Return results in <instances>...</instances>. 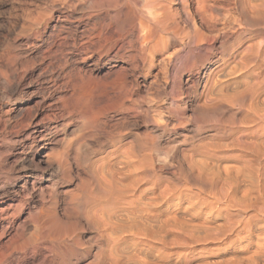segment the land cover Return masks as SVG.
<instances>
[{
    "label": "bare ground",
    "instance_id": "6f19581e",
    "mask_svg": "<svg viewBox=\"0 0 264 264\" xmlns=\"http://www.w3.org/2000/svg\"><path fill=\"white\" fill-rule=\"evenodd\" d=\"M92 2L96 6L113 9L106 10L104 17L96 20L99 26L96 22L91 26L89 22L83 24L79 36L70 34L72 31L63 35L65 27L54 25L55 29L51 28L53 31L47 38V53L51 55L59 51L65 67L73 61L72 51L66 50L67 46H72L71 49L77 50L84 59L94 54L98 55L99 62L107 58L109 67L101 73L85 61L83 66L79 63L72 65L68 73L58 70L53 81V86L58 88L55 89L57 95L54 93L58 104L53 108H58L60 114L52 108L43 112L42 118H38L42 112L36 115L27 126L30 133L26 137L30 141L51 136L37 161L45 163L44 167L55 164L59 177L56 179L69 183V190L61 191L56 187L51 196L47 193L49 197L40 188V192L37 189V200H32L33 194H30V199L26 197L36 189L32 182L31 188L22 187L13 200L0 206V264H190L193 259L188 249L193 244L213 241L214 238L218 241L221 234L226 238L242 229L260 241L255 244L260 249L255 246L256 250L241 256L242 260L259 264V257L264 258V76L254 70L258 63L264 64V44L256 50L254 45L246 44L235 55L234 62L231 61L234 65L224 66L228 69L227 75L238 71L246 73L243 89H234V94L230 95L233 100L223 90L222 78L226 75L219 77L222 76L219 72L224 69L222 65L228 62V47L224 41L213 61L217 71L213 68L203 72V77L198 76L205 79L200 92L204 104L230 98L231 102H240L241 110L248 113L251 120L241 119L239 125L217 132L219 136L236 135L235 144L240 146L242 153L236 152L237 155L230 157L236 156L240 160L238 163L241 162L239 165L229 168L228 165L223 172L221 169L215 171V166L213 170L207 168V160L194 158L189 162L190 166L203 175L204 178L200 179L204 182L199 180V188H182L174 170L170 176L165 177L162 173L163 167L169 165L172 168L173 165L171 160L166 166L162 164L163 159L157 152L158 137L150 132L142 136L138 131H132L141 118L148 119L157 128L162 126V107L158 105L162 100L160 92L143 99L144 96H139L141 86L135 75L143 66L153 67L158 56L167 53L177 41L181 44L180 41L186 39L192 48H201L204 32L201 28L213 22L210 21L212 16H208L210 0ZM142 3L144 6L139 9L137 5ZM244 4L252 13L264 17V0H244ZM43 16L33 17L35 21L29 16L32 22L29 19L31 23L28 24L40 25L44 21ZM60 17L57 16L58 21ZM241 41V38H236L231 47ZM129 49H135V55H130ZM210 49L205 47L204 50L214 52ZM113 51L114 56L111 57ZM118 57H129V73L124 67L115 68ZM0 74L6 87L11 86V76L6 71H0ZM195 79L191 81L193 84L196 80L200 83ZM156 80L153 83L161 84L160 79ZM75 117L79 121L75 127L63 126L65 120ZM125 123L128 126L122 127ZM162 127L166 130L165 125ZM68 133H72L74 139L70 137L72 140L68 141ZM128 137L132 139L126 140ZM25 138L20 141L24 143ZM201 146L193 148L189 155L218 156L217 152L209 150L210 147ZM256 159L261 161L259 166L255 164ZM205 175L210 179L207 180ZM25 209L27 212L23 216ZM225 210L224 223L212 225V216ZM240 259L236 262L239 263Z\"/></svg>",
    "mask_w": 264,
    "mask_h": 264
},
{
    "label": "rangeland",
    "instance_id": "374dc122",
    "mask_svg": "<svg viewBox=\"0 0 264 264\" xmlns=\"http://www.w3.org/2000/svg\"><path fill=\"white\" fill-rule=\"evenodd\" d=\"M142 4H139L140 6L137 5V7L139 9L140 7L143 8L144 4ZM210 4L208 16H212V20H210L209 17L208 19L213 22L211 23L209 21L210 23H208L206 26H203L204 29L201 28V30L204 31L202 32L204 40L202 39L201 48H198L197 50L196 47L192 48V46H190L188 43L189 40L186 39L180 41L181 44H179L177 41L175 45L169 48L167 53L158 56L153 67L146 65V68H144L143 66L139 69V71L136 72L135 75L141 86L139 96H144L143 99L150 94L160 92L162 100L158 105L162 107L160 108V111L162 110L161 113L163 115H161L162 118L160 119V122L162 126L165 125L166 130H164V127L162 126L161 128H157L156 125L147 118L146 119L148 121L145 120V118H141L138 120V123L132 127V131H138L142 136L149 134L150 132V134L153 135L154 133V135L158 137L157 142H159V144L157 143V152L159 151L158 155L160 159L161 157L163 159H161L162 164H167V161L173 162V164L172 162L170 163L173 165L172 168H170L171 166L169 167V165V168L163 167L162 173L166 177L170 176L174 170L179 186L182 188L189 186L196 188L198 185L201 186L200 182H204L202 180L204 178L203 175L199 171L197 172V169L190 166V161L194 160V158H196L195 160L198 159V161L205 159L207 160L206 165L209 164L208 166H211H207L208 169L210 168L213 170L215 168V171L221 169L222 172L227 168L228 165L229 168L235 167L241 163H238L240 160L236 156V158L230 157L231 155L234 156L242 153L240 146H236L235 144L237 142V138H235L236 135H234V137L233 135H217L218 131H223L225 128L239 125V120H249L250 116H248V113L241 110V105L239 104L240 102L230 101L232 99L230 95L232 96L234 94V89H236V91L237 89H243L245 84L243 81L246 82V73L238 71V74L236 72L235 74L232 72V74H234L232 75L229 70L228 72L231 75L229 73L227 75V68L234 65L232 62H234L235 59L233 60V58L235 55H238L237 53L244 46L254 45L256 50L257 48L263 46L262 44H264V41L262 40V36H264V17L258 16L257 14L252 13L250 10L245 8L244 0H210ZM112 9L113 8L108 9V7L101 5L96 6L93 4V2L91 3V0H61V2L59 0H0V71H6L12 79L11 86L6 87L5 80L0 74V206H5L8 201L13 200V197L18 194V191L21 190L22 187L31 188L32 182L36 184V189L34 191H30L26 196L30 199V194H33L34 198H32V200H37L40 188L41 190L43 189V191H45L44 193L46 196H51L52 190L56 187L61 191L64 189L69 190V183L63 182L60 179H56L59 177L55 169V164L44 167L45 163L37 161L41 155L43 146L49 142V135L46 136L47 139H45V137L39 138L36 141H30V139L28 140L26 137V135L29 136L28 133H30V127L27 126L29 125L30 120L36 115L42 112L38 116V118H42L43 112L52 110L53 105L58 104L55 101L57 95L55 91L58 88L57 86H53V81L58 70L59 72L65 71V73H68V71L73 68L72 65L75 66V63H79L78 65L83 66L85 61H87V64L95 71L104 73L106 71L105 69L109 67V62L107 61V58H102V60L99 62L98 55L96 54L84 59L77 50L71 49L73 48L72 46H67L66 50L72 51L73 61L67 64L68 66L66 65L64 67V62L60 60L59 51L58 53L55 51L51 53V55H48L47 38L56 26L57 28L61 26L65 27L62 33L63 35H66L72 31L70 34L79 36V30L84 26L83 24L89 22L91 26L94 22H96V20L99 21L98 19L104 17L106 10ZM40 14H42V16L44 15V21H42L40 25H34L32 23L31 26V24H28L32 22L31 18H36V16ZM84 14H86L87 17ZM60 15L61 20L59 19L58 21L57 16ZM79 17L81 20H79ZM34 18L33 21H35ZM29 19H31V22ZM89 19L90 21H88ZM96 25L99 26L98 23ZM236 38H241L242 41L235 45V48L231 47V44L235 43ZM206 43H208V45ZM222 43L228 47L226 57L228 56L227 61L229 63L226 62V64L222 65L224 69L226 67L227 68L226 70L223 69V72H219V75H222L219 77L222 78L224 75H226V77L224 76L222 78L224 86L223 90L224 93H228L231 99L225 98L223 100V98H219L204 104L200 92L205 79L202 80L200 77H203V72H208L213 68L215 69V64L213 61L216 58L215 55L218 50H220L219 47L222 45ZM120 45L121 43L119 46ZM205 47H209L214 52H216L209 53L204 50ZM194 49L195 51H191ZM129 50L128 53H132L130 55H135V49ZM169 52H171V54H169ZM113 56L114 51L111 52V57ZM177 57H179L178 59L180 60H178ZM7 58H11V60L9 61ZM169 59L176 61L172 63L173 61L169 62ZM77 60L78 62H76ZM129 60V57H118L116 59V64L118 67L116 66L115 68L119 69L120 67H124L129 73L131 70V61ZM225 65L226 67H224ZM62 67L65 69L61 70ZM215 71L217 70L215 69ZM254 71H257L259 75L263 74L264 76V64L258 63L255 66ZM129 76H133L131 75V72ZM113 77L114 76L112 75L111 78ZM195 78L200 80V83H198ZM156 79H160L162 86L159 82L153 83L155 81L157 82ZM192 79H195V82L198 83V85L196 83L193 84L191 82ZM156 84H160L158 85L159 87L156 86ZM196 85L197 87H195ZM175 95L177 96L175 97L176 99L174 98ZM172 97L175 101H173ZM54 108L53 109L56 111L55 113L58 112L57 114L59 115V109L56 107ZM75 118H69L68 120H65L63 122V126H68L70 128L75 127L79 123L78 118ZM57 121H59V119ZM126 126H128L127 123H125L122 127ZM71 135L74 136L72 133H68V141L74 139L75 136L72 137ZM70 137H72V139H69ZM23 138H25L24 143H22L23 140L20 141ZM49 138H51V136ZM129 139L132 138L128 137L126 140ZM201 144L203 148L205 145L208 146V148L210 147L209 150L211 152L214 150V152H217L216 154H218V156L211 158H204L202 155H194L195 157L190 156L193 153V148H198L201 146ZM206 146L205 148L208 149ZM211 147H213V149ZM260 162L261 161L259 159H256V166H259ZM205 178L208 180L209 176H206ZM54 183H56L55 187ZM217 186H219V184ZM197 188H199V186ZM217 190H219V188H217ZM49 197L47 199H49ZM25 210L26 211H24L23 216L26 215L27 209ZM225 212L227 213L225 210L222 214H220L222 217L218 213H215L216 216L213 215V220L211 219L212 225H222L225 219L224 216L226 215ZM232 212L234 213V211ZM195 221L197 222L198 220ZM243 230L244 229L228 234L226 237L227 239L225 237L223 238L221 234L220 240L218 239V241L217 238H214L216 239L215 241L214 239L213 241L210 239V241L208 240L209 242H203L204 244H193L194 247L192 246V248H189L190 250L188 249V252L190 251L189 255L191 260L193 259L190 264H198L199 261V264H206V262L207 264H239L243 255H250L254 250L260 249L257 245H255L260 241L254 238V236L253 238L250 237L249 234H247L248 232ZM249 238L252 240L251 243ZM202 245L204 248H202ZM262 247L263 249H261L264 251V241ZM180 249L183 250L182 248H179V250ZM201 249L203 251H201ZM204 254L206 256H204ZM236 256H238L237 259ZM260 257L258 259V263L264 264V258ZM238 258L240 259L239 263L236 262ZM208 259L210 261H208ZM202 260L206 262H203ZM196 261L198 262L195 263ZM242 261L243 263L241 262L240 264L252 263L246 259H243Z\"/></svg>",
    "mask_w": 264,
    "mask_h": 264
}]
</instances>
